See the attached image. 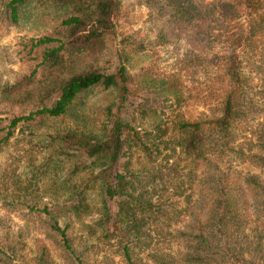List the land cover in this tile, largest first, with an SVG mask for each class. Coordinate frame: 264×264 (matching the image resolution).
Returning a JSON list of instances; mask_svg holds the SVG:
<instances>
[{"label": "trees", "instance_id": "obj_1", "mask_svg": "<svg viewBox=\"0 0 264 264\" xmlns=\"http://www.w3.org/2000/svg\"><path fill=\"white\" fill-rule=\"evenodd\" d=\"M27 1L2 2L11 23H17L19 8ZM44 2L58 20L33 42L40 55L37 67L0 87V152L20 121L41 127L47 118L71 112L88 90L114 94L98 132L56 131L42 142L46 156L31 180L55 178L43 207L49 228L66 241L59 220L86 214L88 192L98 189L100 212L88 231L114 240L125 264H264V223L261 229L252 226L247 212L252 195L264 215V118L249 129L247 148L234 132L264 110V90L260 100L247 94L251 79L264 80V0H217L204 7L191 0H144L154 13L151 20L158 23L160 42L183 35L190 42L211 36L227 44L223 52L195 55L213 61L224 83L209 115L189 120L179 113L159 119L153 113L159 120L151 128L138 124L147 115L146 97L133 100L134 76L124 56L118 52L113 57L109 51L120 1ZM233 21L237 25L228 30L226 24ZM159 84L179 101L177 83ZM15 109L21 114L4 125L6 117L1 116ZM161 155L165 163L157 162ZM243 164L256 171L243 173L238 168ZM184 177L195 178L194 186ZM22 189L27 187L17 184L16 190ZM185 217L186 223L179 225ZM163 231L172 235L169 244L157 239ZM40 250L36 264H48L46 246ZM5 256L12 258L0 248V264H8Z\"/></svg>", "mask_w": 264, "mask_h": 264}, {"label": "rangeland", "instance_id": "obj_2", "mask_svg": "<svg viewBox=\"0 0 264 264\" xmlns=\"http://www.w3.org/2000/svg\"><path fill=\"white\" fill-rule=\"evenodd\" d=\"M4 1L0 0V87L13 83L37 67L40 55L38 47H33V42L50 31L58 20V13L44 0H28L19 8L17 23H11L2 10ZM119 1L120 7L115 17L116 34L109 42V51L113 57L121 53L129 73L134 76L133 92L137 95L133 100L138 103L142 101V96L146 97L143 108L147 115L138 119L139 126L151 128L155 124L153 120L157 118L153 113L159 119L172 118L179 113L189 120L209 115V108L220 100L224 83L213 61H200L195 55L223 52L227 44L216 43L211 36L202 41L190 42L183 35L166 43L160 42L158 23L151 20L154 13L144 0ZM191 1L204 7L217 0ZM236 25V21H233L228 22L226 27L232 30ZM164 80L177 83L179 101L160 86L159 82ZM262 84L264 80L254 77L247 85V94L260 100L259 95L264 90ZM113 95L101 88H93L81 95L71 112L47 118L41 127L28 125L23 120L17 124L14 136L0 152V248L12 256H5L8 264H36L35 258L39 256L42 245L47 248L48 264H125L114 240L93 237L88 231V226L93 224L100 212L101 196L98 189L88 192L90 208L86 214L59 220L62 229L65 228V241L58 232L49 228L48 216L43 210L49 202L48 193L51 192L50 188L53 189L54 176L31 180V174L46 156L47 151L42 148L46 134L69 129L98 132L106 121L105 109L112 103ZM19 111L15 109L3 114L1 117H6L3 124H7L14 115H20ZM250 118L234 129L237 142L242 143L244 148H247L251 139L249 129L263 120L264 110ZM137 159L138 154L135 153L133 163L136 164ZM164 159L161 155L157 162L165 163ZM139 160L143 162L141 156ZM184 165L185 162L182 163ZM238 168L243 173L256 171L248 164ZM65 172V168L59 171L60 174ZM183 180L193 186L195 184V178L188 181L184 177ZM17 184L27 187L26 191L16 190ZM252 199L253 196L249 195L247 212L251 214L252 226L261 229L264 215L257 210ZM186 218L179 225L183 226ZM167 232L158 235L160 243L169 244L172 235Z\"/></svg>", "mask_w": 264, "mask_h": 264}]
</instances>
